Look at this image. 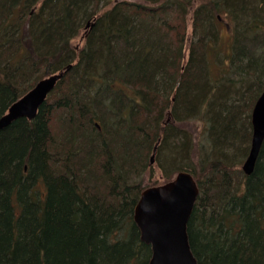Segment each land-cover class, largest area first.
Here are the masks:
<instances>
[{"label":"trees","instance_id":"1","mask_svg":"<svg viewBox=\"0 0 264 264\" xmlns=\"http://www.w3.org/2000/svg\"><path fill=\"white\" fill-rule=\"evenodd\" d=\"M145 1L0 0V118L72 65L33 120L0 130V264H148L134 210L158 141L161 169L200 189L188 224L198 264H264V143L254 172L240 168L264 91V0ZM195 120L210 145L201 178Z\"/></svg>","mask_w":264,"mask_h":264},{"label":"water","instance_id":"2","mask_svg":"<svg viewBox=\"0 0 264 264\" xmlns=\"http://www.w3.org/2000/svg\"><path fill=\"white\" fill-rule=\"evenodd\" d=\"M71 67L69 65L40 80L14 102L0 118V130L21 118L33 120ZM252 127L251 148L242 166L247 176L254 172L264 143V92L253 108ZM154 161L153 155L151 163ZM199 194L197 182L186 171L177 173L165 184L142 192L134 210V222L140 230L141 241L151 246L152 256L148 264H198L189 244L188 224Z\"/></svg>","mask_w":264,"mask_h":264},{"label":"rangeland","instance_id":"3","mask_svg":"<svg viewBox=\"0 0 264 264\" xmlns=\"http://www.w3.org/2000/svg\"><path fill=\"white\" fill-rule=\"evenodd\" d=\"M114 1H116V0H113V2ZM122 1H134V2H138L140 4L150 5L145 0H122ZM94 21H96L95 18H92L90 20L91 23H93ZM189 21H190V19H189ZM229 21L230 20L226 18L225 21L222 22V24L220 26V30H221V46H220V49L222 52H224L223 55L222 54L220 55V59L222 60V62L228 60V58H225V56H226L225 54L230 52L231 34L232 33H231ZM89 31H91V26H88V23H87V25H85L84 28L82 29V31L80 32V35L77 37V39L74 40L73 45L77 49V51H78V49L81 48L82 38ZM187 33H188V36L191 34L190 22L188 24ZM188 47H189V45L187 43L185 46V57L188 54ZM211 71H212L213 76H215L217 78L219 76V73H220V68H219L218 64L213 62L211 64ZM169 121H170V118H167L166 122L168 123ZM181 128H183V126ZM185 128L189 132H192L195 135L193 138H194L195 143H196L195 144L196 148L193 146V148H191L192 150L189 151L190 152L189 155L193 159L191 162H193V161L195 162V167L193 168V170H195V175L198 178H201V173H203V171H204L203 167L201 165V157H202L203 153H206V150L210 151V145H209V140H208V136H207V128H206L203 120L202 121H199V120L192 121V122L186 124ZM159 145H160V141H158L154 147H157V150H158ZM243 147H244V144H243ZM250 147H251V145H250ZM157 150L154 152V148H153V151L149 154V157H148V164L149 165H147L148 166L147 169L143 171L141 177L138 179L141 181V182H138V183H140V187H141V185L143 187H145L147 185L159 186L160 184H165V183L169 182V180L167 182H165V179H166L165 176H171L170 180H172L175 178V176L179 172V171L178 172L175 171L174 168H169L165 171L163 169H161V167L159 165L161 163L165 164V161H164V157H163L162 153L160 155V159L162 161L158 160ZM249 151H250V149H249ZM153 155L155 156V162L151 163V159H152ZM247 156L243 158V160L240 164L241 170H242L243 163L245 162Z\"/></svg>","mask_w":264,"mask_h":264}]
</instances>
